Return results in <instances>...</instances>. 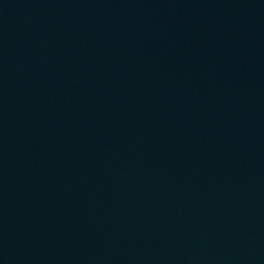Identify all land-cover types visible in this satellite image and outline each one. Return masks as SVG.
<instances>
[{"label": "water", "instance_id": "obj_1", "mask_svg": "<svg viewBox=\"0 0 264 264\" xmlns=\"http://www.w3.org/2000/svg\"><path fill=\"white\" fill-rule=\"evenodd\" d=\"M0 264H264V0H0Z\"/></svg>", "mask_w": 264, "mask_h": 264}]
</instances>
